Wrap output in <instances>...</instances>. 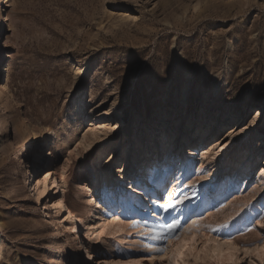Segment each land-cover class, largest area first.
<instances>
[{
    "label": "rangeland",
    "instance_id": "374dc122",
    "mask_svg": "<svg viewBox=\"0 0 264 264\" xmlns=\"http://www.w3.org/2000/svg\"><path fill=\"white\" fill-rule=\"evenodd\" d=\"M5 14L0 49L6 36L13 41L0 55V264H264V0H9ZM44 138L40 155L50 161L37 168L31 154ZM167 143L177 160L158 177L159 199H188L158 224L156 232H166L179 221L174 236L151 240L154 231L135 227L158 219L149 197L146 216L121 207L129 196L140 202L128 186L140 191L151 182L136 173L148 174L158 154L165 162ZM195 144L197 159L179 181L181 157L191 156L183 148ZM243 154L256 162L237 186L224 196L211 192L213 205L192 210L206 169ZM88 171L99 184L89 194L100 233L90 259L85 248L76 254L64 246L68 236L86 245L69 208L89 213L78 200ZM47 173L54 174L41 206L35 187ZM103 179L123 183L111 216L127 222L124 230L99 228Z\"/></svg>",
    "mask_w": 264,
    "mask_h": 264
},
{
    "label": "bare ground",
    "instance_id": "6f19581e",
    "mask_svg": "<svg viewBox=\"0 0 264 264\" xmlns=\"http://www.w3.org/2000/svg\"><path fill=\"white\" fill-rule=\"evenodd\" d=\"M8 3H9V0L8 1L0 0V21H1L0 36H2L3 33H5V31H7V29L5 28V25H6V20H9V17L7 16V14L4 15V6H6V4H8ZM1 8L3 10H1ZM0 41H3V40L0 39ZM12 41H13L12 38H10L8 36L5 37L4 46H2L3 44L1 45L2 48L0 49V55L3 54V51L10 49ZM8 56L10 58H12L13 54L9 53ZM0 71H1V67H0ZM83 101H84V99H78V102H77V106H76L75 110L78 112L79 115L83 114V111H82ZM112 107H113L112 109H115L114 103H112ZM256 111H258V114L260 113L259 109H257ZM140 117H143V115H141ZM14 128H15L16 132H19L17 122L15 123ZM192 129H193V124L190 125L186 129L187 136H189L192 133V131H193ZM53 135L56 136L55 133H53ZM193 135H194V133H193ZM51 139H52V137H51ZM196 139H197L196 136L194 138L193 137L190 138V140H192V141H196ZM200 140L206 141V136L202 135ZM224 141H222L221 144L224 143ZM161 143L163 144V142H161ZM161 143H155V145L158 147V145H160ZM47 144H48V142L45 140V138L42 139V141L39 144V146L37 147V149H35V151H33V153L31 154V157L33 159H35V161L32 164L33 166L40 168V167H43L45 164H47L50 161V159H49L50 155L49 154H45V155L41 154L40 155V153L43 152V148L46 147ZM196 147H197V144H195L193 146V148H188V151H186L185 148H183L182 153L187 154V155L191 154V156L189 158L184 157V156L181 157V164L179 165L180 170L178 172V174H180V177L178 178L179 181L184 177L186 172L191 171L190 165L192 164L194 159H197ZM167 149L168 150H167V154L165 156L166 157L165 162H163L164 156L161 157V154H158L157 163L155 164V166H153V168L151 169V171H149L148 174H143V172L145 170H142V171L136 173V175L141 174L142 179H138L140 182H146V179H149V178L151 181V182L148 181L147 186H143L142 190H140V191L130 188V190L132 192L136 193V196L139 198L140 202H137V204L136 203L134 204L133 202L130 201L131 197L129 196L128 202H126L124 200V203L121 207L122 208L121 213H124V212H126V213L127 212L128 213H138L139 215L146 216L150 213V208H144L145 206H148V205H146V197L147 196L149 197V199L151 200V202H149V204L152 208H154V211L156 212L158 219H156V221H154V223L152 224V227H147L140 220L137 223H135V227L137 229H140L139 232L142 234H147V233H144L147 231L156 232L158 230V224L163 223V221L167 218V216L170 214V211H171V209L168 211H164L159 207V204L163 203V202L159 199V192H158V187H159L158 185L160 182L158 177L160 175L162 177L163 174L165 175L166 173L171 171L172 167L175 164V160H177V158H176L177 155H174V153L172 155L170 154L171 149H172L171 144L167 143ZM225 150L226 149H223L222 151H217L215 153V156H216L215 158L218 160H222L223 159V152ZM151 151H152V149L146 151V155L144 157L147 160H149L148 154ZM202 151L204 154L210 153L208 148H206V145L202 148ZM247 155H249V154H247ZM247 155L243 154V155L237 156L225 168H222L219 165L218 167H215L214 169L211 168V170L206 169V171H205L206 174L202 176V182H201L203 187L205 188V191L201 190L200 194H198V195L195 194L196 195L195 197H193L194 196V194H193V196L191 198H198L199 199L201 195H203V196H202V198H200V200L198 202H196V201L192 202V208L191 209L193 210L198 205H200V207H202V208L205 206L210 207V205H213V203L215 201V197L212 196L211 192L219 190L220 193H223V196H224L226 194L227 190H229L228 189L229 187L231 189H233V187L237 186L238 182H235V181H237L242 174H245L246 172H248L250 167L256 162V158H254V155H252L250 158H248ZM173 156L175 157V159ZM170 159H172V160H170ZM46 172H49V171H46ZM50 174L53 175L54 173H47V175L43 178V181L38 180V183L35 187V188H37L38 195L41 199V202H40L41 206L44 204L45 200H47L48 196H49L48 195V192H49V184L48 183L50 180V178H49ZM93 175L94 174L92 172H89V171L85 172L84 176L91 178V180L89 183L79 184L80 185L79 187H80V190L82 191V194H80L78 196V200L84 202L85 208H91L89 213H87V214L77 213V212L72 211L69 208V213H70L71 219L73 221L72 227L75 230H77L76 225H78V224L83 225V228L85 230L84 231V238L86 239L85 240L86 245H85V247L82 248V246L79 244L80 242L76 241L71 236H68L64 240V246L67 248L68 251L70 250L73 253L75 252L76 254H80L82 252V249L85 248L86 249L85 253L88 255L87 259H90L92 257V255L95 252H97V249L99 246L98 244L100 241V233L98 231V227L96 226V223H93V217L95 216V213H94V197L92 195L89 196V194L91 192H96V190H98V185H99L98 184V178L97 177L94 178ZM260 177L259 178L264 182V168H262V170L260 171ZM228 178L231 179L230 182H232L230 185H228ZM123 179H125V178L123 177ZM102 181H101L102 185H104L103 186V201L99 202V205L102 209L101 210L102 213L100 214V216L98 218H100L103 221H102V224L99 228L104 229V230L107 228H114L117 231L124 230L128 226L127 222L123 221L119 216L114 217V218H113V216H111V206L116 202L117 199L118 200L121 199V201H123L122 200L123 199L122 194H120L121 193L120 186H123V183H120V186L113 187L111 184V179L108 180L107 182H106V179H103ZM233 182H234V186H232ZM43 184H44V186H43ZM148 185H150V186H148ZM41 186H43V188ZM150 187L152 188V191L149 190ZM186 187L187 188L184 189L185 192L188 189V186H186ZM170 192L173 195L177 194V192L173 188H171ZM59 194H60V191H59ZM168 194H170V193H168ZM255 194L254 195L256 198L257 193H255ZM187 196H188V193H184L182 195L180 194V196H178V198L184 199V197H187ZM187 199H188V197L184 200H187ZM50 202H52V201H50ZM45 206H47V205H45ZM57 207H58L57 209L59 211L62 210V208L64 207V200H59ZM110 216L112 217L111 220L109 218ZM260 218H261L260 222L262 223V220L264 221V214H262ZM262 225H263V223L261 224V226ZM139 235H141V234H139ZM79 240H80V238H79ZM151 240H152V238H151ZM151 240L149 242L150 246H149V250H148L147 255L153 257V252L151 251V243H152ZM227 245H228V249H229L230 244H227ZM234 248H236V247H234ZM256 250L258 251V249H256ZM224 251L225 250H223V251L221 250V252H224ZM79 257H80V259L83 258L82 255Z\"/></svg>",
    "mask_w": 264,
    "mask_h": 264
},
{
    "label": "snow or ice",
    "instance_id": "6c2138e0",
    "mask_svg": "<svg viewBox=\"0 0 264 264\" xmlns=\"http://www.w3.org/2000/svg\"><path fill=\"white\" fill-rule=\"evenodd\" d=\"M128 187L131 188V185H129ZM186 198L187 197H184V199ZM161 199H163V197H161ZM180 203H183V200H181L178 197H175V198L167 199L166 202L160 203L159 207L164 211H168L170 209L175 208ZM178 226H179V221L173 220L171 223H168L164 226L166 228V232H151L148 235H150L152 239L167 240L168 238L174 236ZM226 226L227 224L225 223L223 225H217L216 227H226ZM262 227H264V225H262ZM192 242H195V236H193ZM188 243L190 242L186 241L185 245L187 246ZM158 251H163V249H158Z\"/></svg>",
    "mask_w": 264,
    "mask_h": 264
}]
</instances>
